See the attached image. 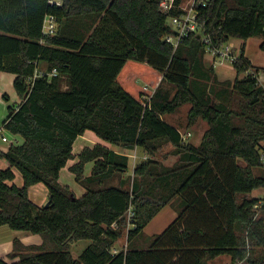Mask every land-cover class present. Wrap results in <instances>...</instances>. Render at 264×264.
I'll return each mask as SVG.
<instances>
[{"label": "trees", "instance_id": "16d2710c", "mask_svg": "<svg viewBox=\"0 0 264 264\" xmlns=\"http://www.w3.org/2000/svg\"><path fill=\"white\" fill-rule=\"evenodd\" d=\"M159 2L0 0V71L15 74L19 98L2 126L22 138L0 149L8 162L0 169V226L43 239H15L0 264H210L222 255L231 264H264V198L251 195L264 188V68L245 55L246 40L264 37V0H209L199 32L176 48L165 39L175 30ZM48 14L58 19L55 34L43 33ZM204 35L213 46L244 40L234 80L220 79L207 63ZM186 103L189 126L208 123L198 145L182 141L164 118ZM88 131L124 150L142 147L149 157L127 178L126 153L102 143L74 152ZM167 143L178 156L171 166L156 158ZM65 167L83 195L60 182ZM38 183L50 193L48 205L30 199ZM175 202L171 225L146 235ZM130 208L127 248L114 252ZM82 239L91 244L74 257L71 244Z\"/></svg>", "mask_w": 264, "mask_h": 264}, {"label": "rangeland", "instance_id": "374dc122", "mask_svg": "<svg viewBox=\"0 0 264 264\" xmlns=\"http://www.w3.org/2000/svg\"><path fill=\"white\" fill-rule=\"evenodd\" d=\"M243 39L240 38H231L228 42H226V45H233L235 48L233 51L238 54V50H240V47L243 44ZM264 41L263 36H253L250 37L248 40L245 42V47H246V55L248 58H250L253 61V64L256 65V67L262 68L264 67V49L261 48V44ZM207 63L211 64L210 57H212L211 54H207ZM214 66V65H213ZM215 70L219 76L220 79H230L234 80L236 77V70L234 68V65L231 60L229 59H221L217 58V62L215 63ZM264 71H261V74ZM244 75H241V77ZM64 86H66V83H64ZM163 90L168 91L169 93H173L174 89L171 87V85L167 84L166 82H163L161 84ZM3 87L6 91V95L9 98V101L6 100L4 97L0 100V130L1 128L3 129V135L8 138L9 141H3L2 136L0 134V144L4 146H8L11 144L14 140L16 142V137L13 135L10 131L6 130L3 128V120L7 116L8 112V105L12 104L16 101L18 95L17 92L14 88L13 81H4ZM155 90V89H154ZM190 104L186 103L182 105L176 112L174 113H169L164 116L165 120L175 126H177L181 132L186 133L187 131H191V136L188 138V141L194 144H199L200 140L202 138L203 132L208 128V123L204 121L203 119H199L195 124L189 126L188 125V112L190 109ZM87 135L83 139H87L89 142H91L92 136L95 137V135L92 132H87ZM92 134V136L90 135ZM98 141L102 144H105L112 149L119 151L121 153H126L129 156V171L125 174L127 178L133 175V168L135 166L134 163V156L135 152L133 150H124L121 147H117L115 145H111L110 143H106L100 138L96 137ZM81 139H79L75 144H74V152L79 153L81 151ZM11 142V143H10ZM87 143L88 145H91L90 143ZM98 142V143H99ZM264 146V142H263ZM85 147V146H83ZM146 151L142 147H138L136 151V162L138 163L139 161L142 160V155ZM173 146L169 143L165 144L160 152H158L156 158L159 159V161L165 165L171 166L173 165L177 159L178 156L174 155L173 153ZM148 155V154H147ZM149 157V155H148ZM76 161V160H75ZM4 160L0 159V169L5 168L2 167ZM73 163V160H70L68 162V165H71ZM241 164H244V162L241 160ZM92 166V163L87 165V168L85 170V173L88 174L90 171V168ZM16 171V177L14 179V183H16L18 186L23 185V178L21 173L18 170ZM257 175H259V170L258 168L254 170ZM133 179V177H132ZM132 179L129 181L131 182ZM61 183L64 185H68L78 196H81L85 192V188L80 185L75 179L74 175L69 171L68 168L63 169L62 175H61ZM117 180L113 181L112 183L117 184ZM258 195L262 198H264V188L257 189L253 192L252 195ZM29 196L30 199L36 203L37 205L44 206L50 198V193L43 183H38L29 188ZM176 202L174 204L167 205L165 208H163L152 220L151 222L146 226L145 228V234L146 235H154V234H160L164 232L167 227L171 225V223L175 220L177 217V211H176ZM133 225L129 222H127L125 228H124V233L121 236V238L117 241L115 248L118 250L121 249H126L127 248V232L130 227ZM14 239H19L23 243L27 245H32V244H41V240L43 241L42 237L39 234H34L30 231H25V230H13L9 226L5 225L0 229V255L1 257H5L8 259V254L12 251L13 249V240ZM41 242V243H39ZM91 244V241L88 239H82L75 241L71 244V251L74 257H78L85 248H87ZM210 264H231V260L229 256L222 255L217 257L216 259L210 260Z\"/></svg>", "mask_w": 264, "mask_h": 264}, {"label": "built area", "instance_id": "2783aa9c", "mask_svg": "<svg viewBox=\"0 0 264 264\" xmlns=\"http://www.w3.org/2000/svg\"><path fill=\"white\" fill-rule=\"evenodd\" d=\"M64 0H49L50 4H55L61 6ZM209 0H160L159 6L161 11L168 15V22L175 30L174 34L166 35V41L172 43L176 48L181 40L191 32H199L201 28V23L199 22V11L201 7H206ZM177 13H172L173 11ZM59 22L57 17L54 14L46 15L43 23V33L44 34H55L58 30ZM204 41L207 43L206 52L212 55L214 64L217 62V58L229 59L232 63L238 58L239 54H236L233 49L235 46L226 45L224 43L221 46H213L210 43V38L206 35L203 36ZM52 74H56V69ZM3 129L1 128V138L3 141H9L6 136L3 135ZM181 133L182 141H188V138L191 136V132L187 131L186 133ZM148 155L145 154L142 156V159H147ZM136 152L134 156V163L136 164ZM133 211L130 208L127 221L131 223V217ZM117 252L118 249L113 250Z\"/></svg>", "mask_w": 264, "mask_h": 264}, {"label": "crops", "instance_id": "0c3cea01", "mask_svg": "<svg viewBox=\"0 0 264 264\" xmlns=\"http://www.w3.org/2000/svg\"><path fill=\"white\" fill-rule=\"evenodd\" d=\"M244 42V41H243ZM246 42V41H245ZM240 53V50H238V54ZM207 54H209V53H206V56H207ZM245 55H246V50H245ZM205 56V58H206V61H208L207 60V57ZM247 56V55H246ZM211 59H210V61H211V63L214 65V67H215V64H214V61H213V57H210ZM250 59V58H249ZM251 60V59H250ZM251 63H252V65L253 66H256V65H254L253 64V61L251 60ZM209 64V63H208ZM262 68H264L263 66H262ZM261 71H263V70H261ZM261 71L258 73V79H259V82H260V84L261 85H263V87H264V72H262V74H261ZM14 79H15V74H13V73H10V72H5V71H0V100L4 97V95H6L7 93H6V91H5V89H4V87H3V83H4V81H13V85H14ZM19 101V98L17 97V99H16V101L15 102H18ZM1 102V101H0ZM179 131L181 132V130L179 129ZM191 132V131H190ZM205 132V131H204ZM204 132H203V134H204ZM1 134V133H0ZM85 135H87V134H84V135H81L80 137H78V139H77V141L79 140V139H81L82 141H81V148H83V146H91V145H93V144H95V143H98L99 141H98V139L96 138V136L94 137V136H92V134H90L91 136H92V139H91V142H89L86 138L85 139H83L84 137H85ZM16 137V142H18V143H21L22 142V138L21 137H19V136H15ZM202 137H203V135H202ZM201 140H202V138H201ZM201 140H200V142H201ZM14 141V140H13ZM13 141H11L12 143H13ZM76 141V142H77ZM10 142V143H11ZM90 143L91 145H88L87 143ZM11 143V144H12ZM100 143V142H99ZM194 144V143H193ZM10 145V144H9ZM9 145L8 146H4V145H2V144H0V149L1 150H7L8 149V147H9ZM195 145H198V144H195ZM116 146V145H115ZM118 147V146H117ZM137 151V148L136 149H134V152H136ZM145 154H147L146 152L143 154V155H145ZM142 155V156H143ZM1 160H4V162H3V164L4 165H2V167H7L8 166V162L5 160V159H3V158H0ZM74 162V161H73ZM90 163H92V162H89V163H87L86 164V167H85V170H86V168H87V165L88 164H90ZM66 168H68V167H65V168H63V169H66ZM92 168H93V163H92V166H91V168H90V171L88 172V174L87 173H85L86 175H89L90 173H91V171H92ZM63 169L61 170V174H60V180H61V175H62V171H63ZM74 175V174H73ZM74 179H75V176H74ZM63 184V183H62ZM257 190V189H256ZM255 191V190H254ZM253 191V192H254ZM253 192H252V194H253ZM251 194V195H252ZM252 196H258V195H252ZM3 226H5V225H3ZM3 226H0V229H2V227ZM15 240V239H14ZM14 240H13V242H14ZM41 242H42V240H41ZM41 242H39V243H41ZM25 244V243H24ZM0 257H1V255H0ZM231 260V259H230Z\"/></svg>", "mask_w": 264, "mask_h": 264}, {"label": "water", "instance_id": "95a60500", "mask_svg": "<svg viewBox=\"0 0 264 264\" xmlns=\"http://www.w3.org/2000/svg\"><path fill=\"white\" fill-rule=\"evenodd\" d=\"M49 201H50V199H49ZM49 201L45 205H48L49 204Z\"/></svg>", "mask_w": 264, "mask_h": 264}]
</instances>
